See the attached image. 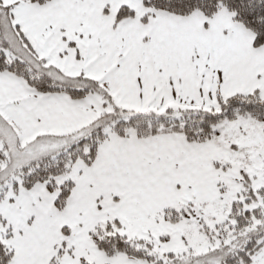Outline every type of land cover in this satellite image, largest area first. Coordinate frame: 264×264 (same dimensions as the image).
Wrapping results in <instances>:
<instances>
[{
  "label": "snow or ice",
  "instance_id": "1",
  "mask_svg": "<svg viewBox=\"0 0 264 264\" xmlns=\"http://www.w3.org/2000/svg\"><path fill=\"white\" fill-rule=\"evenodd\" d=\"M0 264H264V0H0Z\"/></svg>",
  "mask_w": 264,
  "mask_h": 264
}]
</instances>
